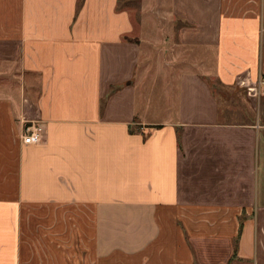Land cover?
Wrapping results in <instances>:
<instances>
[{"label": "crops", "instance_id": "obj_1", "mask_svg": "<svg viewBox=\"0 0 264 264\" xmlns=\"http://www.w3.org/2000/svg\"><path fill=\"white\" fill-rule=\"evenodd\" d=\"M77 1L0 0L38 82L0 95V264H264V95L226 120L208 85L264 76V0Z\"/></svg>", "mask_w": 264, "mask_h": 264}, {"label": "rangeland", "instance_id": "obj_2", "mask_svg": "<svg viewBox=\"0 0 264 264\" xmlns=\"http://www.w3.org/2000/svg\"><path fill=\"white\" fill-rule=\"evenodd\" d=\"M124 1V0H123ZM122 1V2H123ZM122 2L120 4H122ZM154 2L153 4H155ZM129 9L133 15V18H139L141 16L140 9V0H131L129 4ZM146 15V14H145ZM150 16H153L154 19H163L165 17L177 16L176 12L173 11L172 1L171 0H159L155 6L153 13L149 12ZM164 22V20H163ZM170 21H165L161 25L163 28H167V24ZM198 54L204 55L208 63L213 62L214 51L210 48L204 46H197ZM21 70V69H20ZM13 64L5 63L0 64V95L15 94L19 95L21 92L20 85H23L24 82V92L29 90V87H25V84L32 83L36 86L37 78L32 77L31 74L20 71ZM22 75V76H21ZM208 85L211 87L212 95L217 100L218 110L221 113L226 115L224 119L226 120H236L239 115L248 114L255 118L259 110H261L262 97L254 98L249 96L243 89L238 87L225 88L219 85L217 80L214 77L208 78Z\"/></svg>", "mask_w": 264, "mask_h": 264}, {"label": "built area", "instance_id": "obj_3", "mask_svg": "<svg viewBox=\"0 0 264 264\" xmlns=\"http://www.w3.org/2000/svg\"><path fill=\"white\" fill-rule=\"evenodd\" d=\"M240 86L244 87L246 93L254 98H259L264 95V76H259L256 80H248L242 78L239 82ZM44 125L38 121L25 122L22 131V142L24 144H35L43 139Z\"/></svg>", "mask_w": 264, "mask_h": 264}, {"label": "trees", "instance_id": "obj_4", "mask_svg": "<svg viewBox=\"0 0 264 264\" xmlns=\"http://www.w3.org/2000/svg\"><path fill=\"white\" fill-rule=\"evenodd\" d=\"M83 2H84V0H78L77 1V10H79V8L82 6ZM120 3H121V1H118L117 7H116L117 10H120V9L126 7V5H128L127 1H123L122 4H120Z\"/></svg>", "mask_w": 264, "mask_h": 264}]
</instances>
